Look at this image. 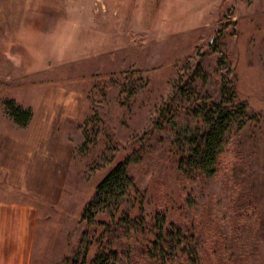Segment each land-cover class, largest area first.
Instances as JSON below:
<instances>
[{"label": "rangeland", "instance_id": "374dc122", "mask_svg": "<svg viewBox=\"0 0 264 264\" xmlns=\"http://www.w3.org/2000/svg\"><path fill=\"white\" fill-rule=\"evenodd\" d=\"M0 79H19L0 84L2 101L33 113L20 126L2 102V133L19 146L0 181L13 208L0 264H73L83 249L89 264L121 244L145 248L155 216L193 226L214 264H264V0H0ZM224 85L245 106L243 125L213 174L184 175L179 144L201 127L192 107L219 101ZM179 86L191 100L159 117ZM120 161L135 190L90 228L84 211ZM127 216L138 231L110 234Z\"/></svg>", "mask_w": 264, "mask_h": 264}, {"label": "trees", "instance_id": "16d2710c", "mask_svg": "<svg viewBox=\"0 0 264 264\" xmlns=\"http://www.w3.org/2000/svg\"><path fill=\"white\" fill-rule=\"evenodd\" d=\"M188 93L189 91L182 86L174 87L169 101L158 109V116L163 118L171 113L174 103L182 96H187L191 100ZM189 103L191 104L190 101ZM3 104L6 113L15 124L26 126L32 119L31 108L23 107L12 99H4ZM192 112L200 118L201 127L197 125L189 131L183 142H180L181 155L177 168L187 176L211 175L216 171L231 131L235 126L241 128L243 125L241 117L245 115V106L236 100L234 91L224 85L219 101L193 105ZM131 190H135V183L128 171V163L120 161L98 183L95 196L84 211V216L88 217L86 220L89 227L103 223L95 221L98 213L110 210L114 216L123 198L129 195ZM245 204H238V208L244 207ZM127 217L125 221H121L122 223L117 222L110 227V234L119 232L125 234L126 231L130 234L136 233L141 227L140 221L138 223L135 219ZM107 228L109 230V226ZM153 230L154 237L145 248L135 244L125 248L121 244L120 253L109 251L106 254H98L89 264H133L136 258V262L143 264H214L212 257L201 246V233H194L193 226L167 223L164 217L155 216ZM92 233L94 234L95 230ZM86 253V249L80 250L73 264H88Z\"/></svg>", "mask_w": 264, "mask_h": 264}, {"label": "crops", "instance_id": "0c3cea01", "mask_svg": "<svg viewBox=\"0 0 264 264\" xmlns=\"http://www.w3.org/2000/svg\"><path fill=\"white\" fill-rule=\"evenodd\" d=\"M19 82V79H0V84L5 83V84H17ZM49 99V96L46 97L45 95L42 97V102L45 105L46 100ZM67 99V98H66ZM45 101V102H44ZM2 98H0V122L2 120V114H3V108H2ZM41 113V112H40ZM44 115H47L48 113H43ZM44 123V119L42 121ZM44 125V124H43ZM44 127V126H43ZM51 129L48 130V136L51 133ZM28 143V142H27ZM19 146V139L15 136L9 135L5 136L2 133V127L0 125V181L1 178L3 179V173H4V157L7 156L9 153H12L13 151H17L16 147ZM28 154V153H27ZM27 163L26 161L20 164L19 166L15 167L10 171V175L12 179L15 177L18 180H22L25 176V171H26ZM9 175V176H10ZM14 176V177H13ZM2 201L0 199V229L4 226L3 225V220H4V212H7V214L10 212L12 213V209L9 210L5 208V206H2ZM6 216V215H5Z\"/></svg>", "mask_w": 264, "mask_h": 264}]
</instances>
